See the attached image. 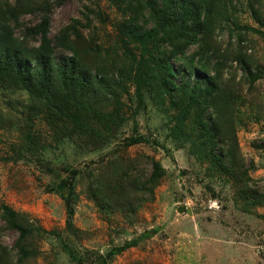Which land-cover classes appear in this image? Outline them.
<instances>
[{"label":"rangeland","instance_id":"rangeland-1","mask_svg":"<svg viewBox=\"0 0 264 264\" xmlns=\"http://www.w3.org/2000/svg\"><path fill=\"white\" fill-rule=\"evenodd\" d=\"M28 1L35 8L45 3L51 45L65 33L77 50L89 47L85 54L80 51L85 63L109 73L134 63L129 51L139 57V48L122 28L124 3ZM8 6L0 7V13H7ZM234 14V22L215 39L228 57L244 46L243 53L259 67L261 77L252 87L236 61L228 64L224 77L239 94L235 127L240 153L253 185L264 192V26L252 17L247 0H238ZM42 15L43 10L21 14L14 35L24 38L25 27ZM245 25L251 29H242ZM238 33L244 35L242 43ZM26 40L28 47L41 41L39 36ZM55 51L73 53L59 45ZM120 81L123 89L112 83L92 102L104 120L92 111L77 112L81 130L73 121L34 110L28 93L12 80L0 82V264H264V200L239 198L234 179L174 134L177 106L168 95L161 101L155 86L143 89L130 78ZM189 125L195 127L193 118ZM87 130L89 135L83 133ZM138 137L143 140L131 143ZM151 158L165 169L153 192L132 209L101 206L92 173L111 174L113 164L127 169L134 164L131 174L144 180L153 171ZM2 205L48 232L31 239L30 257H19L14 244L19 233L6 227Z\"/></svg>","mask_w":264,"mask_h":264},{"label":"trees","instance_id":"trees-1","mask_svg":"<svg viewBox=\"0 0 264 264\" xmlns=\"http://www.w3.org/2000/svg\"><path fill=\"white\" fill-rule=\"evenodd\" d=\"M9 1L0 0V7L9 5L7 13H0V82L9 79L24 89L34 110L73 121L81 130L77 112L92 111L104 120L92 102L101 99L112 83L123 89L120 80L130 78L143 89L155 86L161 90V101L168 95L171 104L177 106L174 134L190 142L200 158L234 179L239 198L249 203L264 200V192L253 185L250 169L240 153L235 127L239 94L224 77L228 64L230 67L236 61L252 87L261 77L259 67L243 53L244 46L236 47L228 57L215 39L218 31L234 22L238 0H118L125 5L122 19L125 36L140 52L137 58L129 51L131 61L135 60L129 68L120 65L109 73L99 64L85 63L80 51L85 54L89 47L77 50L65 33L51 45L50 16L45 3L35 8L28 0H15L12 5ZM63 1L66 0H58ZM247 6L252 17L264 26V3L247 0ZM42 10V19L25 27L24 38L14 35L21 14ZM83 14L89 19L88 14ZM11 20L16 23L13 25ZM74 27L81 38L78 26ZM241 28L251 29L248 25ZM238 34L242 43L244 35ZM38 36L39 45L28 47L26 39ZM58 45L71 50L72 55L57 54ZM192 118L196 130L189 125ZM142 140L132 138L131 143ZM149 161L153 171L144 180L131 174L134 164L129 169L113 164L111 174L92 173L93 184L97 186L93 193L101 206L114 208L125 204L123 207L132 209L135 201L140 202L148 191L153 192L165 169L159 161L152 158ZM1 218L6 227L19 233L14 244L21 259L34 254L33 245H29L31 239L48 233L9 205H2Z\"/></svg>","mask_w":264,"mask_h":264},{"label":"water","instance_id":"water-1","mask_svg":"<svg viewBox=\"0 0 264 264\" xmlns=\"http://www.w3.org/2000/svg\"><path fill=\"white\" fill-rule=\"evenodd\" d=\"M66 191H67V189H65L64 192H66ZM185 210H187L188 213H192V210L190 208H187L186 209V207H180V211H183L184 212Z\"/></svg>","mask_w":264,"mask_h":264}]
</instances>
